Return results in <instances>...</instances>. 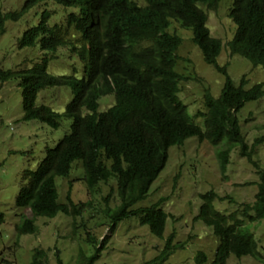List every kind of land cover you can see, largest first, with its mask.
I'll use <instances>...</instances> for the list:
<instances>
[{
    "label": "trees",
    "instance_id": "obj_1",
    "mask_svg": "<svg viewBox=\"0 0 264 264\" xmlns=\"http://www.w3.org/2000/svg\"><path fill=\"white\" fill-rule=\"evenodd\" d=\"M46 1L49 0H26L21 10L0 13V36L5 33L6 22L18 21L26 10ZM50 1L64 8H77L79 14H69L66 27H62L50 25L49 13L43 12L37 25L17 40V49L39 44L41 50L53 53L60 47L69 48L81 62L83 73L80 77L51 76L46 73L47 60L24 70L0 68V88L17 80L22 89V121L39 120L52 129H58L64 119L71 121L69 132L46 151L19 190L15 205L29 209L33 216L30 219L19 216L13 226V244L23 235L36 233V219H54L60 213L72 219L70 237H73L77 228L75 219L94 210L90 201L71 200V183L65 202L58 203L55 178L66 181L75 162L81 166L80 181L89 196L98 193L100 185H115L118 203L113 208L108 206L110 188L102 198L104 209L99 213L110 231L117 223L136 217L140 225L147 226L159 238L168 218L160 208L164 199L149 207L135 206L147 197L151 184L165 166L171 146L182 145L190 137L211 145L223 141L225 149L217 154L221 172H225L229 153L235 148L256 166L253 147L249 148L245 142L237 114L245 104L264 96V83L246 90L242 77L235 86L226 68L217 65L222 45L220 40L209 36L206 17L197 4L216 10L220 0ZM231 5L228 15L235 29L225 45L229 55L248 60L253 68L264 67V0H232ZM171 20L190 29L191 41L199 48L204 62L225 76L217 98L207 89L204 91L203 112L197 113L203 129L192 122L178 98L180 84L194 74L187 77L176 70L175 53L180 41L166 32ZM55 87L67 88L72 95L61 113L36 104L42 90ZM108 96H113V103L99 112V100ZM261 142L262 138H257L254 143ZM75 169H79L78 164ZM224 199L234 202L229 196ZM224 199L212 191L200 196L202 203L195 217L211 227L219 239L212 264H225L230 256L259 261L258 246L248 227L252 222L264 221V171L259 173L252 203L239 205L226 215L213 207L216 200ZM3 219L0 214V224ZM172 238L173 233L166 240L162 260L172 250ZM86 241L94 239L87 234ZM101 248L89 257L79 250L76 264H94ZM54 256L56 264H63L57 250ZM46 258L47 250L34 249L30 264H42ZM205 260V255L198 253L197 264ZM149 263L160 264L156 259Z\"/></svg>",
    "mask_w": 264,
    "mask_h": 264
},
{
    "label": "rangeland",
    "instance_id": "obj_2",
    "mask_svg": "<svg viewBox=\"0 0 264 264\" xmlns=\"http://www.w3.org/2000/svg\"><path fill=\"white\" fill-rule=\"evenodd\" d=\"M23 2L24 0H0V13L17 11ZM231 4L232 0H221L216 11L207 12V25L211 36L222 42L223 48L216 60L217 65L226 68L227 75L235 86L244 77V88L248 90L264 83V67L253 68L248 60L228 55L225 44L231 39L235 29L227 18ZM43 10L50 13L51 24H60L70 11L53 2H46L26 12L17 22H6L5 33L0 36L1 69L23 70L40 61L42 53L38 46L17 49L16 42L27 28L40 21L39 13ZM170 28L181 39L177 51L181 60L177 63L176 70L185 76L190 74V77L195 73L193 78L180 84L178 98L186 106L192 122L203 129L201 118L197 114L202 111V92L208 89L211 96L217 98L225 76L204 62L199 48L190 42L189 30H180L174 23H171ZM49 56L52 59L48 64V73L81 74L82 64L76 57L71 58L67 49L61 48ZM186 60H189L187 65ZM21 92L17 80H11L0 88V214L4 217L0 224V264H30L34 249L47 250V258L42 264H56V250L63 264H76L79 250L89 257L100 247L99 257L94 264H150L155 259L160 264H197L198 253L205 255L206 260L201 264H212L219 239L211 227L195 220L202 203L200 196L212 191L222 199L231 197L233 203H229L228 199L213 203L216 211L226 215L239 205L253 202L259 173L264 171V96L245 104L237 114L245 142L249 148L253 147V160L257 167L242 157L239 149L235 148L229 153L225 172H221L217 154L225 149L223 141L218 145H211L190 137L182 145L168 149L164 168L151 184L147 197L135 206L149 207L159 199H164L160 208L168 214V218L161 238L152 235L147 226L140 225L136 217L117 223L110 231L109 224L99 213L104 209L102 198L111 190L108 206L113 208L118 203L114 194L115 185H100L99 192L89 196L80 181L81 166L75 162L66 181L65 178H55L58 203L65 202V194L71 183V200L74 203L90 201L94 210L75 219L77 228L73 237H70L72 219L60 213L54 219H36V233L23 235L17 244H13V226L19 216L28 219L32 217L29 209H21L15 205L19 190L27 183L28 173L37 169L46 151L54 148L62 136L69 132L71 124L70 120L64 119L58 129H52L39 120L22 121ZM71 100L72 95L67 88H46L39 93L36 104L61 113ZM112 103L113 96L101 98L98 111L107 110ZM257 138H262V142L255 144ZM75 164H78L79 169H75ZM248 228L254 235L260 260L230 256L225 264H263L264 221L252 222ZM172 233V250L162 260L166 240ZM87 234L94 241L87 243ZM103 241L105 242L102 243Z\"/></svg>",
    "mask_w": 264,
    "mask_h": 264
},
{
    "label": "clouds",
    "instance_id": "obj_3",
    "mask_svg": "<svg viewBox=\"0 0 264 264\" xmlns=\"http://www.w3.org/2000/svg\"><path fill=\"white\" fill-rule=\"evenodd\" d=\"M26 0H24V2H25ZM221 1V0H220ZM24 2H23V4H24ZM46 2H53V1H46ZM46 2H44V3H46ZM44 3H41V4H44ZM54 4H55V2H53ZM220 3V2H219ZM219 3H218V6H219ZM23 4H22V6H23ZM41 4H38V5H41ZM37 5V6H38ZM57 5V4H56ZM22 6L20 7V9L19 10H21V8H22ZM37 6H35V7H32V8H30V9H28V10H26V12H28L29 10H31V9H33V8H36ZM57 6H60V5H57ZM218 6H217V8H218ZM232 6V5H231ZM60 7H62V6H60ZM197 7H198V9L205 15V17H206V21H205V28L207 29V31H208V34H209V36L211 37V38H213V39H218V38H214V37H212L211 36V34H210V31H209V27H208V25H207V21H208V16H207V12H211V11H216V10H210L209 8H207L204 4H197ZM63 9H65V10H70L67 14H66V16H65V18L63 17V20H62V22L59 24V23H57V25H61L62 27H66L65 26V24H66V22H65V19H66V17L69 15V14H75V15H78L79 14V9H77V8H73V7H70V8H68V7H66V8H64V7H62ZM230 7L228 8V12H227V18H228V20L232 23V25H234L233 24V22L231 21V19L229 18V15H228V13H229V11H230ZM18 11V10H17ZM12 12V11H11ZM25 12V13H26ZM43 12H47V11H45V10H43L41 13H39L40 15H39V18L41 17V15H42V13ZM24 13V14H25ZM47 13H49V12H47ZM2 14V13H1ZM22 18V17H21ZM20 18V19H21ZM49 18L51 19V17H50V13H49ZM19 19V20H20ZM50 19H49V24L50 25H54V24H51L50 23ZM18 20V21H19ZM40 20V19H39ZM13 22H17V21H13ZM38 23V22H37ZM171 23H174V24H176L179 28H180V30H182V29H184V30H189L190 31V29H186V28H183V27H181L177 22H175V21H173V20H171L170 21V24H169V26H168V28L166 29V32L169 34V35H173V36H176L178 39H179V41H180V44H179V46H178V48H177V50H176V55H177V51H178V49H179V47H180V45H181V39L177 36V34H175V33H173V32H171L170 31V27H171ZM37 25V24H36ZM35 25V26H36ZM34 27V26H33ZM31 28V27H30ZM235 28V27H234ZM29 28H27L25 31H27ZM25 31L23 32V34L25 33ZM22 34V35H23ZM190 34H191V31H190ZM22 35H21V37H22ZM20 37V38H21ZM232 38V37H231ZM191 39H192V35H191V37H190V42H191V44L193 45V46H195L194 44H193V42L191 41ZM18 40V39H17ZM219 40V39H218ZM230 41V40H229ZM220 42H221V40H220ZM221 45H222V42H221ZM226 45V44H225ZM36 46H38L39 47V49H40V46H39V44H37ZM36 46H34V47H36ZM196 47V46H195ZM226 47V46H225ZM31 48H33V47H31ZM61 48H65V47H60V48H58L57 50H59V49H61ZM197 48V47H196ZM222 48H223V46H222ZM222 48H221V50H222ZM65 49H67L68 50V53L70 54V55H72V57L71 58H75V55L73 54V53H71L70 51H69V48H65ZM57 50L55 51V52H53V53H50V52H45V51H43V50H41L40 49V51H41V53H42V57H40V61H38L37 63H41L43 60H47V64H46V73L47 74H49V75H51V76H54V77H60V76H71V77H80L81 75H82V73H83V68H82V72H81V74L79 75V76H77V75H72V74H67V75H52L51 73H48V64H49V62H50V60L52 59L49 55H54L56 52H57ZM220 55V54H219ZM228 55H229V52H228ZM230 56V55H229ZM177 57H178V55H177ZM219 57V56H218ZM230 57H233V56H230ZM77 59V58H76ZM180 58L178 57V61H177V63L178 62H180ZM77 61H79L78 59H77ZM80 62V61H79ZM37 63H33L32 64V66L34 65V64H37ZM81 63V62H80ZM177 67V66H176ZM30 68V67H29ZM27 69V68H26ZM24 70V69H23ZM193 74H195L194 72H193ZM239 85V84H238ZM45 90V89H44ZM208 90V89H207ZM43 91V90H42ZM204 91H205V89L203 90V92H202V94H204ZM209 92V91H208ZM180 93V92H179ZM39 95V94H38ZM179 95V94H178ZM211 95V94H210ZM66 106V105H65ZM186 107V106H185ZM201 112H203V100H202V111ZM156 180V179H155ZM154 180V181H155ZM153 181V182H154ZM67 184V183H66ZM68 185V184H67ZM108 194V193H107ZM107 194H106V196H107ZM105 196V197H106ZM165 202V201H164ZM201 205V204H200Z\"/></svg>",
    "mask_w": 264,
    "mask_h": 264
},
{
    "label": "bare ground",
    "instance_id": "obj_4",
    "mask_svg": "<svg viewBox=\"0 0 264 264\" xmlns=\"http://www.w3.org/2000/svg\"><path fill=\"white\" fill-rule=\"evenodd\" d=\"M21 37V36H20ZM200 208V207H199ZM199 212V211H198ZM33 216V215H32ZM36 225V224H35Z\"/></svg>",
    "mask_w": 264,
    "mask_h": 264
}]
</instances>
